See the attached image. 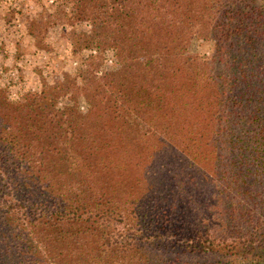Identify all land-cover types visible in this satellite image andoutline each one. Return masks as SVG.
I'll return each mask as SVG.
<instances>
[{
	"label": "trees",
	"instance_id": "1",
	"mask_svg": "<svg viewBox=\"0 0 264 264\" xmlns=\"http://www.w3.org/2000/svg\"><path fill=\"white\" fill-rule=\"evenodd\" d=\"M79 2L101 54L148 57L146 97L83 65L54 94L86 113L0 87V264H264V0Z\"/></svg>",
	"mask_w": 264,
	"mask_h": 264
},
{
	"label": "rangeland",
	"instance_id": "2",
	"mask_svg": "<svg viewBox=\"0 0 264 264\" xmlns=\"http://www.w3.org/2000/svg\"><path fill=\"white\" fill-rule=\"evenodd\" d=\"M79 1L0 0V87L11 98L45 89L53 94L46 98L47 103L59 99V107L70 105L86 113L90 107L86 96L59 91L54 94L68 74L81 83L84 76L78 70L83 65L103 78L106 85L120 88L130 101L141 102L146 94L137 83L146 70L148 57L140 53L138 58L130 59L115 47L101 54L97 46L98 26L91 18L82 16ZM33 23L46 28L44 46L27 33ZM212 50L211 39L194 41L188 52L191 64L211 56ZM129 122L141 134L147 129L136 113L129 116ZM74 124L76 129L83 130L81 123Z\"/></svg>",
	"mask_w": 264,
	"mask_h": 264
}]
</instances>
